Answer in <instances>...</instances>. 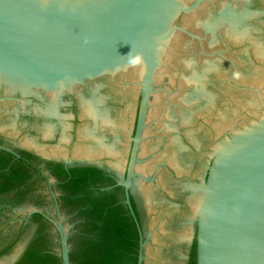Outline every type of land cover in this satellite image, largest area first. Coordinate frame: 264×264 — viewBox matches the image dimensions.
<instances>
[{"label": "water", "instance_id": "1", "mask_svg": "<svg viewBox=\"0 0 264 264\" xmlns=\"http://www.w3.org/2000/svg\"><path fill=\"white\" fill-rule=\"evenodd\" d=\"M264 148V0H145Z\"/></svg>", "mask_w": 264, "mask_h": 264}]
</instances>
